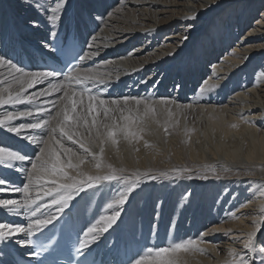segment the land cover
Returning <instances> with one entry per match:
<instances>
[{"label":"bare ground","instance_id":"1","mask_svg":"<svg viewBox=\"0 0 264 264\" xmlns=\"http://www.w3.org/2000/svg\"><path fill=\"white\" fill-rule=\"evenodd\" d=\"M62 3L53 22L48 18L54 0H0V58L15 66L9 56L17 59L25 55L29 64L34 60L31 54L36 52L37 58L43 59L51 53L49 39L64 31L67 35L71 28H75L82 56L88 54L70 76L55 74L31 88L24 82L21 103L0 105V119L8 112L32 113L18 115L9 122L13 126L52 122L48 127L22 133L43 141L39 144L0 126V146L36 161L41 148L58 147L52 139L56 136L66 147L83 155L79 145L61 137L58 131L52 132V118L62 108L64 96V91H51L52 84L71 85L77 91L88 88L92 95L107 102L116 100L133 114L135 100L141 99L155 107V121L159 123L149 117L143 139L129 142L121 136L116 145L110 141L104 144L102 157H89L81 171L104 176L111 171L107 167L111 164L124 179L101 180L93 187L82 185L83 190H72V198L63 211H58L61 205L52 204V200L64 195V190L45 196L44 190L55 185L40 181L24 193L28 177L27 171L18 170L20 162L14 168L0 167V179L7 181L0 187L9 189L0 191V199L23 203L27 195L36 201L27 210L0 209V223L25 229L10 239L0 240V264L14 262L12 252L27 254L24 257L30 260L29 223L37 218L69 216L66 211L75 213L80 238L87 241L85 247L96 246L105 264H130V259L145 247H165L189 239L196 240L205 251L179 253V264H225L234 259L229 256L230 250L246 254L250 264H261L264 227L257 232L255 251L245 250L243 244L254 230V221L261 220L260 209L264 206V0ZM192 16L196 18L190 19ZM16 68L29 73L46 71L34 63L30 71ZM86 75L103 78L104 83L77 84L76 77L83 79ZM18 81L21 73L7 63L0 66V95L7 97L5 89L19 92L22 85ZM210 85L216 87L200 92L202 86ZM46 89L48 94L40 95ZM86 105L85 98V109ZM139 107L142 113L144 105ZM168 109L173 112L171 118ZM166 121L173 125L167 135ZM185 128L192 129L187 136ZM145 141L149 147L144 146ZM91 147L99 153L98 141ZM61 158L67 160L63 153ZM73 162H77L75 158ZM97 162L101 163L100 168L94 167ZM23 167L32 170L28 162ZM66 171L80 179L75 170ZM137 175L139 180L135 179ZM132 182L136 187L127 193L126 202L114 204ZM12 188L21 191H11ZM114 211H119L120 216L107 232L84 235L101 216ZM32 212L36 215L32 216ZM204 219L216 224L212 223L209 231L200 232Z\"/></svg>","mask_w":264,"mask_h":264},{"label":"snow or ice","instance_id":"2","mask_svg":"<svg viewBox=\"0 0 264 264\" xmlns=\"http://www.w3.org/2000/svg\"><path fill=\"white\" fill-rule=\"evenodd\" d=\"M62 0H54V6L51 7L52 15L49 16L50 21H55L57 13L63 8ZM195 16L190 17V19H195ZM191 27V25H189ZM184 40L187 37H183ZM94 55V53H93ZM88 57V54L81 56L80 60L83 61ZM11 65L12 69L15 72L21 73V88L19 92L13 93L8 89L7 97L0 95V105L8 104H19L22 102V96L20 93L24 92L23 83L26 82L28 87L31 88L34 84L40 83L42 80L53 77L55 75L52 71H43V72H23L22 69L16 68L11 61H5L3 58H0V66L5 64ZM85 81H94L100 84L104 83L103 78H98L93 75H86L83 79L76 77L77 84H83ZM216 85H210L208 87L202 86L200 92L204 93L211 91ZM51 91H64V96L61 98L62 108L57 111L56 116L52 119L55 121V126L52 127V132H59L61 137H66L68 140L72 141L73 144L79 145V149L82 150L83 155L74 150L71 147H66L61 140L53 136L52 139L55 141V145L58 147H46L41 148V154L37 156L36 161L31 160L27 154H22L19 151L10 149L7 146H0V167L4 168H14L16 167V162H20V169L27 171L28 183L23 187V192L28 193L33 184H40V181H44L46 184L55 185V187L48 188L44 190L45 196H52L53 193H60L61 190H64V195H59L58 198L52 200V204L61 205L58 208V211H63V208L67 206L68 200L72 198V190L81 191L82 185H87L88 187H93L95 184H98L101 180L107 181H118L124 179L121 176L116 174V170L112 167L111 164L107 167L111 170L108 174L104 176L99 175H89L80 170L81 165L85 164L88 161V158L91 157L92 160H97L98 157H102L104 152V144L110 141L113 145L118 143V138L123 137L125 140L131 142L132 140L139 141L143 139L142 133L146 131L145 120L151 117L155 121L157 115L156 109L151 104L141 100L136 99V114H133L131 110L126 109L125 107H120L119 102L112 100L107 102L104 99H100L96 95H92L88 88H83L80 91H77L75 88H72L71 85H58L52 84L50 86ZM49 90H45L40 93V95L48 94ZM85 98L87 99V105L85 109ZM129 98H124V104L127 105ZM162 103H167L162 101ZM144 105V110L141 113L140 105ZM116 105V107H112ZM41 111H43L41 109ZM168 116L171 118L173 112L171 109H168ZM119 113V116L116 113ZM31 116V112H19L13 113L8 112L2 119H0V126L7 128V131L15 134L17 137L26 139L31 143L39 144L43 141L38 140L32 135H22L27 129H41L43 127H48L51 125V121H43L36 123H20L18 126H13L9 122L17 119V116ZM90 118V119H89ZM159 123V121H155ZM249 122V121H246ZM179 121H176L178 124ZM173 125H170L167 121L164 125L165 134H168V128ZM236 127L235 124L231 125ZM83 129V131H81ZM192 129L185 128L184 134L187 136ZM99 142L100 150L99 153L92 150L91 145L93 143ZM145 147H149L147 141L144 144ZM61 153L67 160L64 161L61 158ZM73 158L77 161L73 162ZM24 162L31 164V171H28L23 167ZM94 167L100 168L101 163L97 162L94 164ZM66 169H73L77 172V176L80 179H77L76 176L69 175ZM120 171H123L121 169ZM139 175L136 176V180H139ZM155 177H153L154 179ZM7 181L5 179H0V186L5 185ZM41 187H43L41 185ZM136 187V183L132 182L128 184L126 192L120 194L119 198L116 199L113 203L117 205H123L127 200V193H130ZM9 189L0 187V191H8ZM11 191L19 192L21 189L12 188ZM36 199H39L37 196ZM36 201L31 199L29 196H25L23 203L14 199H0V209H7L8 212H16L21 207L25 210L31 204H34ZM112 204H109L108 207L112 208ZM47 207V206H45ZM40 210V206H37L36 211ZM261 220L259 222L254 221V230L247 234V239L243 244V248L249 251H255L254 240L257 236V232L264 227V206L260 209ZM32 216L36 215V212L31 213ZM120 216L119 211H114L111 215L101 216L95 224L87 229L85 236H89L94 233L107 232L117 221ZM55 216H49L43 219L37 218L32 220L27 229V235L31 237L34 231H39L40 229L45 228L48 224H51L55 220ZM25 229L19 226H13L10 223H0V240L10 239L18 233L24 232ZM95 239V236L92 237ZM24 243V242H21ZM27 243H31V240H28ZM87 244L86 240H81L80 247L84 248ZM79 251V249H78ZM204 249L199 248L198 242L196 240H186L181 242H174L165 247H145L142 251L138 252L135 257L130 259V264H179L178 254L179 253H191L197 252L200 254L204 253ZM261 252H264V249H261ZM37 255L39 253H36ZM229 256H232L234 259L228 260L225 264H250V260L247 255H241L238 252L229 251ZM261 264H264V260L261 261Z\"/></svg>","mask_w":264,"mask_h":264},{"label":"rangeland","instance_id":"3","mask_svg":"<svg viewBox=\"0 0 264 264\" xmlns=\"http://www.w3.org/2000/svg\"><path fill=\"white\" fill-rule=\"evenodd\" d=\"M80 46V45H79ZM11 59V58H10ZM12 60V59H11ZM13 62H16L15 60H13ZM209 63H211V62H209ZM208 63V64H209ZM207 64V65H208ZM16 66L17 67H21V65L20 64H18L17 62H16ZM30 66V65H29ZM32 69V68H31ZM202 223H203V229H201V231L200 232H207V231H209V229L212 227V226H210L212 223H213V221H206V219H204V220H202ZM213 224H216V223H213ZM210 226V227H209ZM261 234L262 235H264V230L261 232ZM261 235V236H262ZM11 264H13V262L11 263Z\"/></svg>","mask_w":264,"mask_h":264}]
</instances>
